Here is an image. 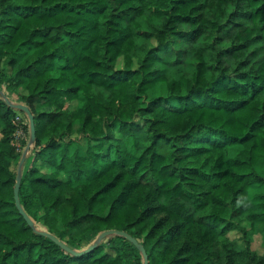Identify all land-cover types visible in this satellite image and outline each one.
I'll return each instance as SVG.
<instances>
[{"label": "trees", "instance_id": "16d2710c", "mask_svg": "<svg viewBox=\"0 0 264 264\" xmlns=\"http://www.w3.org/2000/svg\"><path fill=\"white\" fill-rule=\"evenodd\" d=\"M0 90L33 115L18 197L38 230L75 250L122 230L148 264H264L228 236L264 221V0H0ZM18 113L0 97V264H143L124 236L77 256L27 224Z\"/></svg>", "mask_w": 264, "mask_h": 264}, {"label": "rangeland", "instance_id": "374dc122", "mask_svg": "<svg viewBox=\"0 0 264 264\" xmlns=\"http://www.w3.org/2000/svg\"><path fill=\"white\" fill-rule=\"evenodd\" d=\"M117 64H118V66H122L121 59L118 60ZM132 66L133 67L137 66V63L135 60L133 61ZM165 95H167V89H166L165 84L164 83H157L155 86H153L152 88H150L146 91V97H144L142 99V101L145 103L147 100L152 99L153 97L165 96ZM7 98L12 102L18 103L14 97L10 98L7 96ZM73 104H74V102H73ZM21 113L22 114L18 113V115H20L22 118L24 116V119L27 122L26 116L24 115L23 112H21ZM74 136H76V140L72 141L73 144L71 146L70 152H73L74 150H76L75 148H77L80 151H83L85 148V141L79 135L74 134ZM11 137H12L11 143L20 152V156H21L25 146L27 145V143L29 141V132L25 138H20V137L16 136L15 132L12 134ZM33 147H34V142L31 144L29 150L26 153L24 162H23L22 167H21V173L23 172L24 168L27 167L29 165V163L31 162V156H32L31 153H32ZM236 149L237 148L234 147V148H232V151H235ZM37 167L40 168V170H42V171L48 170L47 166H45L44 164L39 163V162L37 163ZM17 168H18V165H17ZM257 170L259 173L264 174V167L263 166H259L257 168ZM259 192H261V188H259V187L251 188L249 190L250 198H253V196ZM241 225L245 226L246 233L244 234L238 230H234V231H231L228 233L229 238L236 239L241 246H244V244H245L244 238L248 237L249 241H250V249L253 250L254 252H256L258 255L264 256V221H258L252 227H250V224L246 221H242ZM98 236L99 235H97L96 237H93L91 235H87V241L86 242L88 243V245L86 247H88L93 242H95V240ZM86 247H84V248H86Z\"/></svg>", "mask_w": 264, "mask_h": 264}, {"label": "water", "instance_id": "95a60500", "mask_svg": "<svg viewBox=\"0 0 264 264\" xmlns=\"http://www.w3.org/2000/svg\"><path fill=\"white\" fill-rule=\"evenodd\" d=\"M0 97L4 100V102L6 104H8L9 106H11L13 109L15 110H19L21 112L24 113V115L26 116L27 119V123H28V132H29V141L27 143V145L25 146L19 162H18V168L16 170V181L14 184V188H13V197H14V203L16 208L18 209L19 213L23 216L24 220L27 222V224L33 228L34 231L41 233L47 237H49L51 240H53L56 244H58L59 246H61L63 249L77 255L80 256L82 254L87 253L89 250H91L94 246L98 245L101 240L103 238H105L107 235L110 234H117V235H121L126 237L127 239H129L137 248H139L141 254H142V258H143V264H148V259H147V255L145 250L138 244V242L131 237L128 233H126L125 231L122 230H116V229H107L104 230L103 232H101L99 234V236L96 238L95 242H93L91 245H89L88 247L82 249V250H75V249H71L69 248L66 244H64L62 241H60L58 238H56L54 235H52L51 233L42 231V230H38L35 226L33 221L26 215V213L24 212L20 201H19V197H18V189H19V183H20V176H21V167L22 164L24 162L25 156L27 151L29 150L31 144L35 141V129H34V119H33V115L31 114L30 110L28 109V107L25 104L22 103H16V102H12L10 101L7 96L3 93L2 90H0Z\"/></svg>", "mask_w": 264, "mask_h": 264}, {"label": "built area", "instance_id": "2783aa9c", "mask_svg": "<svg viewBox=\"0 0 264 264\" xmlns=\"http://www.w3.org/2000/svg\"><path fill=\"white\" fill-rule=\"evenodd\" d=\"M14 123L16 125V129H15V134L16 136L20 137V138H25L26 137V132L24 131V129L22 128V117L20 115H16L14 117ZM17 145V144H16Z\"/></svg>", "mask_w": 264, "mask_h": 264}]
</instances>
